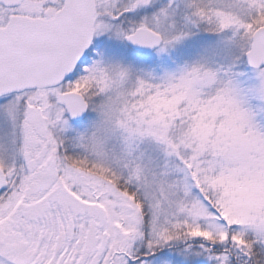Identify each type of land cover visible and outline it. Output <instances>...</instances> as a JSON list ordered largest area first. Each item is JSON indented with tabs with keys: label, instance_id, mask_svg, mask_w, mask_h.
Returning <instances> with one entry per match:
<instances>
[{
	"label": "snow or ice",
	"instance_id": "snow-or-ice-1",
	"mask_svg": "<svg viewBox=\"0 0 264 264\" xmlns=\"http://www.w3.org/2000/svg\"><path fill=\"white\" fill-rule=\"evenodd\" d=\"M0 264H264V0H0Z\"/></svg>",
	"mask_w": 264,
	"mask_h": 264
}]
</instances>
